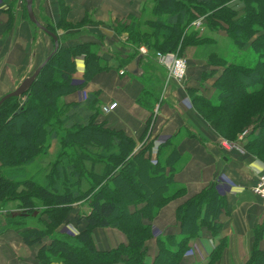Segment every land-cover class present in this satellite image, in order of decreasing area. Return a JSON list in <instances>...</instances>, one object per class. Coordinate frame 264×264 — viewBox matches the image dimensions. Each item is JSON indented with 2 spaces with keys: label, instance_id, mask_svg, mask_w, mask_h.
<instances>
[{
  "label": "trees",
  "instance_id": "obj_1",
  "mask_svg": "<svg viewBox=\"0 0 264 264\" xmlns=\"http://www.w3.org/2000/svg\"><path fill=\"white\" fill-rule=\"evenodd\" d=\"M153 1L151 18L142 21L141 17L130 16L129 24L116 26V30L127 32L128 39L136 45L135 52L119 59L118 68L140 55L138 47L142 44L150 51L166 52L202 43L206 38L192 24L199 16L204 15V25L214 29L222 28L224 22L238 46L250 43L257 62L251 66H226L215 81L217 102L189 90L194 94L193 102L202 105L199 108L209 109L204 116L220 135L233 136L253 124L245 146L264 160V0ZM58 6L59 21L46 25L54 33L67 24L78 27L89 20L68 22L70 7L66 0H58ZM25 16L38 28L30 20L27 7ZM141 25L148 29L141 30ZM51 39L55 47L52 36ZM59 42L56 53L24 93L25 100L13 96L0 106V205L19 200V208L28 214L40 209V201L46 206L42 214L47 213L50 218L45 228L29 227L20 220L23 215L17 213L15 222L11 212L8 218L14 222L13 229L20 230L30 245L52 236L51 244H44L38 253L46 264L59 260L66 264H182L191 238L203 227H208L214 236L220 233V215L228 212L227 196L220 192L217 183H212L188 198L176 210L180 232L158 235L159 253L148 263L145 243L153 234V219L165 204L186 191L175 180L181 159L178 145L166 139L153 161L152 142L137 148L134 138L123 130L106 128L97 121V93H91L84 102L65 103L63 96L84 86L96 73L113 67L95 50L93 42L66 45L61 35ZM78 56L85 58V79L80 85L73 82ZM53 140H57L58 149L52 167L41 179L28 176L26 166L48 153ZM87 180L89 186L83 189ZM81 200L88 201L91 210L76 213L75 223L82 228L70 243L55 235L54 229L67 219L72 205ZM107 226L126 232L128 243L99 250L92 233ZM5 230L7 227L1 228L0 233ZM263 236L264 223L254 230L246 264H264V249L260 246ZM227 246L228 239L224 237L205 264L220 260Z\"/></svg>",
  "mask_w": 264,
  "mask_h": 264
},
{
  "label": "crops",
  "instance_id": "obj_2",
  "mask_svg": "<svg viewBox=\"0 0 264 264\" xmlns=\"http://www.w3.org/2000/svg\"><path fill=\"white\" fill-rule=\"evenodd\" d=\"M66 3L70 7L68 22L78 23L85 18L92 19V22L66 32L69 38L65 44L93 42L95 47L112 51L124 48L117 47L112 41L113 30L103 23L130 16L149 18L154 5L153 0H66ZM26 7V0H0V98L18 87L26 74L36 69L54 50L51 36L26 18ZM33 8L39 21L42 15L52 21L59 18L58 0H33ZM202 31L204 35L227 36L224 29L215 31L203 27ZM59 34H65L63 28ZM101 36L105 40H101ZM210 47L204 44L186 48L189 66L182 83L175 80L168 83L165 67L152 54L143 53L141 71L132 73L127 66L133 60L118 68L120 62L111 53L99 51L113 68L96 73L84 86L63 96L65 103L72 104L84 102L91 93H97L100 108L97 121L106 128L123 130L134 138L137 148L152 142L154 161L166 139L177 143L181 159L175 180L185 186L186 191L165 204L153 219V234L146 242L148 263L153 262L159 253L158 235L180 232L177 208L212 183H217L220 192L227 196L228 212H223L219 218L223 227L216 236L208 227H203L197 236L191 238L182 264L207 263L211 252L224 237L228 239V246L215 264H246L254 230L264 223V206L252 191L264 162L253 154L224 148L221 136L192 102L189 89L208 99L216 94L214 82L219 75L214 72L216 66L208 62L206 53ZM76 63L73 82L80 85L85 79L84 56H78ZM114 101L118 103L114 110L103 111L104 105ZM73 208L69 215L73 221L78 211H89L84 202L74 203ZM93 238L100 250L128 243L127 235L113 227L94 229ZM49 240L45 236L42 243L30 245L20 230L7 229L0 233V264H46L38 253L44 244L49 245ZM260 246L264 249V236Z\"/></svg>",
  "mask_w": 264,
  "mask_h": 264
},
{
  "label": "rangeland",
  "instance_id": "obj_3",
  "mask_svg": "<svg viewBox=\"0 0 264 264\" xmlns=\"http://www.w3.org/2000/svg\"><path fill=\"white\" fill-rule=\"evenodd\" d=\"M151 17H149V18H151ZM199 17H203L204 18L203 19L204 20V23L206 22L205 21L206 19H205V16L204 15L199 16ZM149 18L141 17V20L142 21H145V20H147ZM89 20L85 24H87L88 22L89 23L92 22V19H89ZM58 21H59V18L56 21H52L50 18H47L46 16H43V15H42V19H40V22L43 25H45V26L48 23H51V24L55 25ZM130 21H131L130 17L129 18L127 17V18H118L115 21L103 23V24H107V26L111 30H113L114 36L112 37V41H114V42L117 43V47L118 48L122 47L124 49H117L115 51H112V50H109V49L106 50L104 48H103L104 49L103 50L100 46H96L95 47V50L97 52L100 51L101 53H111L112 57L114 59L118 60V61H119L120 58L122 59V56H124V57L127 58L131 53L135 52L136 51V47H135L136 45L132 44V41H130L128 39V37H129L128 33L125 32V31H118V30H116V26H119L118 25L119 23L120 24H124V23L129 24ZM194 22L192 23L193 24V27H195L196 29H199L200 36L205 37L206 40L203 41L202 43L193 44V45H204V44L211 45L209 51L206 54H208V62L210 64H213L217 68V70H214V72H215L216 75L218 74L220 76L223 73V71L226 68V66H229V65H232V64H235V65L242 64V65H250V66L251 65H255V63L257 62V57L255 55V52L251 48L250 43H248L244 47L238 46L236 44L235 40L232 38V36L227 31H226L227 32V34H226L227 36H225V37H222V36L220 37L219 35H214L213 33H209V35H204L202 33L203 32L202 29L201 28H197L194 25ZM95 23H99V22H95ZM222 25H223L222 28H218V29L210 28V27H207L205 25H204V27H206L208 29H211V30H215V31L220 30V29L226 30L227 25L224 22H222ZM80 27H82V26L71 27L69 24L65 25V27L63 28L65 34H62L63 39L65 41H67V39L69 38V33L66 34V32H71L75 28H80ZM140 28H141V30L148 29V27H146L145 25H141ZM61 29L62 28H60V29L57 30V33L56 34L58 35V37L60 35L59 34V30H61ZM70 37H71V35H70ZM101 40H105L103 36H101ZM190 46H192V45L186 46V47L181 48V49L178 48V51H173V52H176L180 57H182V58H184L186 60L187 66H189V62H188V56H187L185 50H186V48H188ZM143 47H146L147 48V46L145 44H142V45H140L138 47V51H140V53H141V48H143ZM158 52L159 51H157V52L150 51L147 48V53L152 54V56L156 60H157V53ZM166 52H168V51H166ZM163 66L166 69L167 82L168 83L170 81H173V80L178 81V82H181V83L183 81H185V79L187 77V74H186V77L183 80H177V79H175L173 77L169 78L168 68L165 65H163ZM34 70H35V68L32 69L31 71H29L26 74V77L25 78H27L28 76H30L34 72ZM187 73H188V68H187ZM23 80L20 83H22ZM214 87L216 89V94L212 98V100H214V102H217L219 100H218V97H217L218 90L216 88L215 82H214ZM9 92H11V91H9ZM190 95H191V98H193V95L194 94L192 95L190 93ZM196 95H198V94H196ZM20 96H21V100L24 101L25 100L24 94H22ZM192 102H193V100H192ZM193 105L197 109V111L201 114V116L208 123H210V121L204 116L205 113H208L209 112V109L199 108L200 106L202 107V105H200L199 103H194L193 102ZM212 127H213L214 130H216L213 125H212ZM253 127H254L253 124H251L250 126L246 127L244 130H242L241 132H238V133L234 134L233 136H230L228 134L223 136V135H220V133H218L217 130H216V132L218 133V135L221 136L222 140L231 141L232 143H236V144L240 145V147L244 148V152H243V150H239V149H233V150H237V151H239L241 153H246L247 154V153H250V151L246 148L245 145L248 142L247 136H248L250 130ZM62 135H65V132H63ZM148 141L149 140L147 139V142ZM57 149H58L57 142L52 141L48 153L39 155L37 157L38 160L36 159L33 163L27 165L28 167L26 166V169H27V172H28V176H31L32 175V176L38 177V179H41L42 176L47 173V171L50 169V167H52L51 165L56 160V150ZM250 154H252V153H250ZM259 160L262 161V162H264V160H261V159H259ZM262 172H264V168L261 170L260 173H262ZM88 186H89V181L87 180V181H85L83 183V186L82 187H83V189H86V188H88ZM78 202H82V203L84 202V204H87L88 205V201H86V200H81V201H78ZM75 203H77V202H75ZM19 204H20L19 200H11V201H9L7 203H1V205H0V229L3 228V227L4 228L7 227V229H13L14 228V224H13L14 222H12V221L10 222L9 221V218H8V217H11V212L14 213L13 214V216H14L13 220L15 222L18 221V217H16V216H18V214L19 215L21 214V215H23L22 217H24V218H21V219L19 218V219L22 220V221H24L26 223L25 224L26 226H29V227H35L36 226V227H40V228H45V222L48 219H50V218H49V215L47 213L42 214V211L46 209V206L44 204H42L40 201H38L37 206L40 209L35 208V211L34 212L28 213V214L25 213L27 211L26 209L19 208ZM73 205H72V207H73ZM90 210H91V208L89 206V211ZM89 211H83V210H81V211H78V212L80 214H83V213H88ZM68 215H70V213ZM107 227L118 228L116 226H107ZM81 228H82L81 226H79V225H77V223H75V220L74 221L73 220H70L69 219V216H68L67 219L62 224H60L57 228L54 229V231H55V235L62 236L64 238H66V239H69L70 240V243H72L74 241H72L71 238H74V236H76L77 234H79ZM118 229H120V228H118ZM121 231H123V230H121ZM93 232H94V230H93ZM124 233L126 234V232H124ZM51 237H52L51 235H47V238L50 239L49 240V245L51 244V241H52V238ZM127 237H128V235H127ZM151 237H149L148 239H150ZM147 240H146V242H147ZM128 241H129V239H128ZM59 261L63 262V264H66L63 260H59Z\"/></svg>",
  "mask_w": 264,
  "mask_h": 264
},
{
  "label": "built area",
  "instance_id": "obj_4",
  "mask_svg": "<svg viewBox=\"0 0 264 264\" xmlns=\"http://www.w3.org/2000/svg\"><path fill=\"white\" fill-rule=\"evenodd\" d=\"M204 18L199 17L195 20L194 25L197 28H203L204 27ZM141 52L146 54L147 48L143 47L141 48ZM157 61L165 65L168 68L169 71V78L173 77L177 80H183L186 77L187 74V62L184 58L180 57L176 52L168 51V52H161L159 51L157 53ZM118 106L117 102L108 103L103 106V111L109 112L114 110ZM221 145L228 149H239L243 150L244 148L240 147V145L236 143H232L231 141L222 140ZM154 161V160H153ZM252 191L259 197L262 204L264 205V172L260 173L256 181L254 182L252 186Z\"/></svg>",
  "mask_w": 264,
  "mask_h": 264
},
{
  "label": "water",
  "instance_id": "obj_5",
  "mask_svg": "<svg viewBox=\"0 0 264 264\" xmlns=\"http://www.w3.org/2000/svg\"><path fill=\"white\" fill-rule=\"evenodd\" d=\"M27 1V10L30 20L35 23L40 29L44 30L48 34H50L55 41V47L54 50L47 56V58L34 70V72L25 78L22 83L18 85V87L11 91L6 93L0 98V106L10 97L13 96H20L24 94L32 85L34 80L37 78L39 73L41 72L42 68L47 64V62L50 60V58L56 53L60 46L59 37L56 33L49 30L45 25H43L39 19L37 18L34 8H33V0H26ZM143 60V54L138 55L128 66L127 70L131 71L132 73H139L141 71V62Z\"/></svg>",
  "mask_w": 264,
  "mask_h": 264
}]
</instances>
